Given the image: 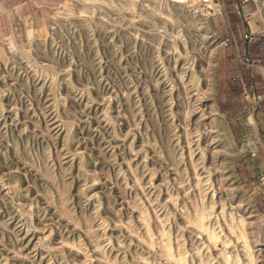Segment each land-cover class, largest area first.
<instances>
[{"label": "rangeland", "instance_id": "obj_1", "mask_svg": "<svg viewBox=\"0 0 264 264\" xmlns=\"http://www.w3.org/2000/svg\"><path fill=\"white\" fill-rule=\"evenodd\" d=\"M50 14L0 39V264H233L240 222L264 264V0Z\"/></svg>", "mask_w": 264, "mask_h": 264}, {"label": "crops", "instance_id": "obj_2", "mask_svg": "<svg viewBox=\"0 0 264 264\" xmlns=\"http://www.w3.org/2000/svg\"><path fill=\"white\" fill-rule=\"evenodd\" d=\"M61 0H0V39L13 35L23 38V32L33 27L52 24L51 7ZM37 29V28H36Z\"/></svg>", "mask_w": 264, "mask_h": 264}, {"label": "bare ground", "instance_id": "obj_3", "mask_svg": "<svg viewBox=\"0 0 264 264\" xmlns=\"http://www.w3.org/2000/svg\"><path fill=\"white\" fill-rule=\"evenodd\" d=\"M206 3H208V2L203 1L202 5L206 4ZM211 4L212 3H210V5ZM203 6H205V5H203ZM206 6H208V5H206ZM215 59H216V57L214 58V60ZM240 223H242L241 224L242 226L240 225L241 227H240L239 232L235 234V236H236L235 240L236 239H240L241 243L239 244V248L235 249V250H237V252H236L235 257L233 259V264H256L257 258H256V254L255 253L257 251L255 252V250H253L254 244H253V246L251 245V241L249 240V235L246 232V228H244V225H243L244 223L243 222H240ZM229 242H230V240H229ZM229 242H228V240H225V238H224L223 243H224V248L225 249L227 248ZM255 246H256V244H255ZM226 264H230L229 259L227 260Z\"/></svg>", "mask_w": 264, "mask_h": 264}, {"label": "built area", "instance_id": "obj_4", "mask_svg": "<svg viewBox=\"0 0 264 264\" xmlns=\"http://www.w3.org/2000/svg\"><path fill=\"white\" fill-rule=\"evenodd\" d=\"M245 37H246V39H247L248 41L252 40V38H251V33H249V34L246 35Z\"/></svg>", "mask_w": 264, "mask_h": 264}]
</instances>
